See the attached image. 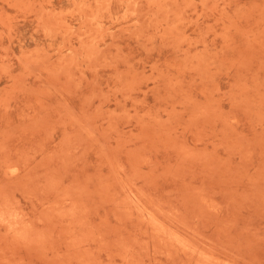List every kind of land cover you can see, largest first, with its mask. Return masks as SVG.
I'll list each match as a JSON object with an SVG mask.
<instances>
[{
    "label": "rangeland",
    "instance_id": "1",
    "mask_svg": "<svg viewBox=\"0 0 264 264\" xmlns=\"http://www.w3.org/2000/svg\"><path fill=\"white\" fill-rule=\"evenodd\" d=\"M0 264H264V0H0Z\"/></svg>",
    "mask_w": 264,
    "mask_h": 264
}]
</instances>
